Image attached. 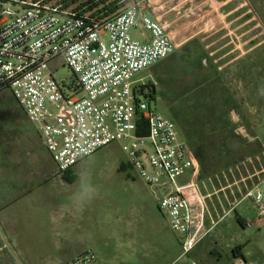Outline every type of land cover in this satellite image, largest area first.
Wrapping results in <instances>:
<instances>
[{
	"label": "built area",
	"instance_id": "built-area-1",
	"mask_svg": "<svg viewBox=\"0 0 264 264\" xmlns=\"http://www.w3.org/2000/svg\"><path fill=\"white\" fill-rule=\"evenodd\" d=\"M100 1L0 0V92H11L59 172L123 142L143 182L162 192L158 207L181 236L180 258L187 257L219 221L206 203L214 192L203 190L221 176L198 180L189 133L171 107L165 116L152 106V81L134 80L176 52L175 36L160 17L147 14L156 13L154 0H116L111 13L89 9ZM133 28L141 29L144 40L132 35ZM55 60L72 72L70 80L50 67ZM260 174L235 204L251 199L258 221L264 219V169L248 176ZM244 225L253 227L251 221ZM95 260L86 250L64 264Z\"/></svg>",
	"mask_w": 264,
	"mask_h": 264
},
{
	"label": "rangeland",
	"instance_id": "rangeland-1",
	"mask_svg": "<svg viewBox=\"0 0 264 264\" xmlns=\"http://www.w3.org/2000/svg\"><path fill=\"white\" fill-rule=\"evenodd\" d=\"M212 1L216 4V8L212 9L209 0H172L168 4L165 11L170 10L169 13L172 16L181 18L178 22L179 26L173 24L168 27L169 33L175 36L178 46L175 56L161 64L159 62L147 67L139 72L134 80L153 82L156 99L152 101V106L168 116L169 108L174 107L176 94L178 100L192 103L196 93L193 91L192 75L184 72L183 63L186 60L180 56L185 45L198 40L209 55L212 48L208 47L209 40L205 39L207 30L210 27L214 30L224 29L225 22L210 26L207 22L210 14L224 15L233 8H238L233 14L242 15V19L235 26L243 24L238 29L243 33L250 26L245 25V21L249 17H254L252 25L258 26L255 44L259 45L256 49L251 54H244L228 66L225 63L231 60V56L216 62L221 68L219 71L223 77V84L234 101L235 108L228 110L227 117L239 136L225 138L228 131L223 130L224 134H221L219 140L213 142L215 171L205 178L200 177L199 171L198 180L214 175L221 176L219 181L213 182V186L207 185V189L203 190V194L214 192L206 203L212 219L219 221L197 244L191 256L198 260L205 252L210 255L202 264H237L232 252L233 249L240 248L245 260L244 264H264V219L257 220V210L251 199H244L235 206L247 189L258 183V177L262 174L252 178L248 176L257 170L264 169V0H231L223 6H219L223 0ZM238 3L243 4V7L238 6ZM147 14H149L148 11ZM194 21L196 22L193 23ZM140 32V28H133L131 31L135 37H138ZM194 32H199L196 37H192ZM247 39L248 37H244L240 42L244 43ZM240 42L233 39L230 47ZM248 46L244 45L242 50L245 51ZM216 48L219 49V44ZM229 49V47L223 48L218 54L222 55ZM215 58L217 57L214 55L213 59ZM248 65L253 66L255 70L247 73L244 66ZM50 67L57 70L59 78L70 80L73 76L72 72L67 67H63L59 60L53 61ZM159 74L160 80L157 77ZM0 95L12 96L9 91H2ZM11 96L9 99H0V147L6 139L15 134L10 124L13 118L11 113L13 108L9 107L13 101ZM178 123L181 126V122L178 121ZM241 136L251 141L252 145H246ZM122 146L123 142L108 144L82 158L68 171L60 172L63 180L60 189L67 201L71 202L67 204L81 209L84 213L94 205L107 209L114 216L115 222L121 226L122 238L128 237L133 227L139 221H143L147 229L154 224L161 225L163 236L178 244L181 236L166 225V219L158 207L162 192L144 184L139 171L133 166L131 157L123 151ZM187 179L188 175L184 176L181 182ZM55 184L52 182L51 187ZM232 207L234 208L228 212ZM238 219L244 222L251 221L253 227H245L244 223L241 225ZM209 227L210 223H207V228ZM38 248L29 247L28 249L37 250ZM26 249L27 247L18 245L3 246L0 243V264H48L45 259L46 253L55 258L59 256L51 251L39 250L41 248L33 252Z\"/></svg>",
	"mask_w": 264,
	"mask_h": 264
},
{
	"label": "crops",
	"instance_id": "crops-1",
	"mask_svg": "<svg viewBox=\"0 0 264 264\" xmlns=\"http://www.w3.org/2000/svg\"><path fill=\"white\" fill-rule=\"evenodd\" d=\"M154 1L156 13H148L160 17L161 22L168 27L173 24L179 26L181 18L172 16L170 10L165 11L172 0ZM209 1L212 9L216 8V4ZM230 1L223 0L219 6ZM237 5L243 7V4ZM235 10L238 8L235 7L224 15L210 14L207 20L210 26L225 22L224 29L214 30L210 27L205 36L209 40L208 47L212 48L209 56L219 70L221 68L217 61L231 56V60L225 63L226 66L231 65L244 54H251L259 45L255 44L258 26L252 25L254 17L245 21V25H250L248 30L239 32L238 29L243 24L237 27L235 25L242 19V15L233 14ZM233 27L235 28L232 30ZM198 33L194 32L192 37H196ZM145 35L148 39L149 33L146 32ZM244 37L248 39L244 43L240 42ZM135 38L144 40L141 33ZM233 39L240 43L230 47ZM218 44L219 49L216 48ZM244 45H249L245 51L242 50ZM227 47L230 49L222 55L218 54ZM214 55L217 58L213 59ZM10 96L0 95V99H9ZM11 98L13 101L9 107L13 108V118L10 124L15 134L0 147V243L3 246L18 245L27 247L26 251L31 252L41 248L39 250L59 255L55 258L46 253L48 264L70 262L86 250H92L96 254V260L92 264H202L210 255L204 252L202 258L197 260L191 256L194 249L187 257L180 258V239L177 244L164 237L159 224L147 229L145 222L139 221L128 237L122 238L121 226L107 209L94 205L84 213L81 209L68 205L71 202L67 201L60 189L63 180L51 154L14 97ZM52 182L56 183L53 187ZM166 225L170 228L167 219ZM29 247L39 248L32 250ZM238 249L236 253L233 249L232 254L237 264H244L243 253ZM237 254L240 256H236Z\"/></svg>",
	"mask_w": 264,
	"mask_h": 264
},
{
	"label": "trees",
	"instance_id": "trees-1",
	"mask_svg": "<svg viewBox=\"0 0 264 264\" xmlns=\"http://www.w3.org/2000/svg\"><path fill=\"white\" fill-rule=\"evenodd\" d=\"M115 2L116 0H102L94 3L89 9H96V12L108 10V13H111L116 10ZM175 53L162 62L168 61L175 56ZM180 56L186 60L183 63L184 72L192 75L194 79L193 91L196 93L192 103L178 100L176 94L172 114L181 122V127L189 133L190 146L200 164V177L205 178L215 171V144L213 142L219 140L221 134H224L223 130L226 129L228 133L225 138L239 136L227 117L228 110L235 108L234 101L231 93L223 84V77L218 67L198 40L187 43ZM244 68L247 73L255 70L253 66L249 65ZM157 77L159 78L161 75L159 74ZM153 91L156 93L155 89ZM241 139L246 145H252V142L247 138L241 136ZM238 222L243 225L241 219H238ZM234 252L236 253L237 249H234Z\"/></svg>",
	"mask_w": 264,
	"mask_h": 264
},
{
	"label": "water",
	"instance_id": "water-1",
	"mask_svg": "<svg viewBox=\"0 0 264 264\" xmlns=\"http://www.w3.org/2000/svg\"><path fill=\"white\" fill-rule=\"evenodd\" d=\"M194 231H192V233H193Z\"/></svg>",
	"mask_w": 264,
	"mask_h": 264
}]
</instances>
